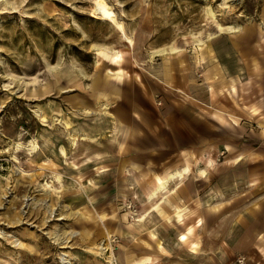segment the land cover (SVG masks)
<instances>
[{
    "label": "rangeland",
    "instance_id": "rangeland-1",
    "mask_svg": "<svg viewBox=\"0 0 264 264\" xmlns=\"http://www.w3.org/2000/svg\"><path fill=\"white\" fill-rule=\"evenodd\" d=\"M108 1L133 38L132 44L109 20L93 14L94 0H0V264H62L61 250L75 256L74 264H94L108 258L92 248L107 235L105 228L117 235L119 243L123 238L119 228L130 231L132 219L123 205L132 198L119 200L125 195L117 190V177L93 179L77 168L81 159L60 162L58 154L71 132L80 134L75 127L85 131L81 126L102 121L108 113L98 107L106 96L93 88V82L127 74L120 66L142 68L150 59L178 56L184 60L187 56L193 60L211 54L214 44L228 67L236 61L242 64L241 54L250 63H256L254 55L264 58V0ZM227 25L235 30H227ZM233 45L238 47L236 54L232 49L234 59L229 55ZM208 67L199 66L196 78L206 77L214 88L219 78L211 72L202 74V68ZM226 84L224 80L217 88ZM160 94L155 95L158 104ZM213 95L204 97L206 102L213 104ZM35 109L46 115V121ZM260 120L252 124L244 117L236 118L235 134H222L216 162L230 150L251 145L260 150ZM251 125L253 136H247ZM205 131L209 137L215 134L210 126ZM33 139L39 144L35 149ZM209 151L213 154L214 148ZM214 162L207 167L213 168ZM44 180L52 185L45 188ZM88 181L104 184L94 193L88 190ZM112 186L115 190L103 191ZM81 209L88 217H82ZM72 230L77 233L69 235Z\"/></svg>",
    "mask_w": 264,
    "mask_h": 264
},
{
    "label": "crops",
    "instance_id": "crops-1",
    "mask_svg": "<svg viewBox=\"0 0 264 264\" xmlns=\"http://www.w3.org/2000/svg\"><path fill=\"white\" fill-rule=\"evenodd\" d=\"M215 45L211 54L193 60L185 54L184 60L150 59L142 68L120 66L128 73L93 82V88L106 96L100 103L104 99L109 103L108 110L101 109L108 112L106 117L88 121L81 126L85 131L75 127L78 137L71 132L58 147L60 162L81 159L77 168L93 179L116 176L117 190L125 195L119 200L130 197L135 202L136 219L129 221L133 232L119 228L123 238L116 250L117 264H231L237 253L247 256L246 264H264V58L254 55L256 63H250L241 54L242 64L236 61L228 67ZM230 49L234 59L232 51L236 54L238 47ZM199 66H209L202 68L203 76L211 72L219 78L218 86L224 80L226 86L211 88L206 77L196 78ZM241 86L246 90L241 92ZM158 93L160 104L155 99ZM212 94L213 104L204 98ZM238 117L252 124L261 119V149L251 145L230 150L216 162L222 134H235ZM209 126L215 130L210 137L205 131ZM250 130L247 136H253L252 125ZM210 162L213 168L207 167ZM169 173L173 177L167 190L147 199L158 179ZM87 184L95 193L104 183ZM110 190L115 186L103 191ZM104 231L110 234L107 228Z\"/></svg>",
    "mask_w": 264,
    "mask_h": 264
},
{
    "label": "bare ground",
    "instance_id": "bare-ground-1",
    "mask_svg": "<svg viewBox=\"0 0 264 264\" xmlns=\"http://www.w3.org/2000/svg\"><path fill=\"white\" fill-rule=\"evenodd\" d=\"M92 12H93V14L95 16H97L99 18L109 20L120 31L121 35L125 38V40L129 44L133 43V38L129 34H127V32L125 31L124 23H123V21L121 19H119L117 17L116 10H115V8H114V6L112 5L111 2H109L108 0H94L93 7H92ZM262 27H264V24H263ZM219 28L221 30L225 29L222 25H219ZM226 29L229 30V31H234L235 27L233 25H227ZM170 48L172 50L175 49L174 46H171ZM159 50H162V49H159ZM108 104H109L108 102H102V103H100L98 105V107L100 109H105V108L108 107ZM89 110H91V109L86 108V111H89ZM34 111H35L36 115L42 121H46L47 117L40 109H35ZM66 125H68V124H66ZM74 136L75 135H72V138H74ZM75 137L77 138L78 136H75ZM81 137H85V135H81ZM30 143H31V148H33V149H35L36 146L39 145V144L36 143V141H34V139L32 141H30ZM61 149H60L61 151H64L63 148H61ZM180 175H182V174H180ZM56 177L59 178V174L56 175ZM163 177H164V175H163ZM171 177H173V173H169V175L164 177V178H159L158 182L156 183V185L150 190L149 193H147V195H146L147 199H152L154 196H156L157 191L159 192V191L167 190L168 182H169V179ZM43 185L46 188V187H50L52 185V183H50L48 180H44L43 181ZM133 219H136V217L133 216L132 220ZM75 233H77V232H74L73 230L68 232L69 235H74ZM106 233H107V235L105 236V238L102 239L100 242H97L92 247V248L96 247V249H95L96 253L103 254L105 252V249L107 248V244H108L106 242V239H107V237H109L111 235L107 231H106ZM74 258H75V256L69 255L67 250H61L60 251V258L59 259H60V261L64 262V264H74V262H75ZM108 258H110V257L108 256ZM108 258H105V260L107 261ZM108 261H109V259H108ZM101 264H104V263H101ZM131 264H136V263H131Z\"/></svg>",
    "mask_w": 264,
    "mask_h": 264
},
{
    "label": "built area",
    "instance_id": "built-area-1",
    "mask_svg": "<svg viewBox=\"0 0 264 264\" xmlns=\"http://www.w3.org/2000/svg\"><path fill=\"white\" fill-rule=\"evenodd\" d=\"M124 209L128 211L129 217L132 219L133 216H136V204L132 199L125 200ZM107 248L105 249L104 254L108 255L110 258L109 261L104 262L105 258L103 259L104 264H117V258H116V250L118 248L119 238L115 234H111L106 239ZM60 260V259H59ZM62 264L64 262L60 261ZM247 262V256L244 253H237L232 260L231 264H246Z\"/></svg>",
    "mask_w": 264,
    "mask_h": 264
}]
</instances>
